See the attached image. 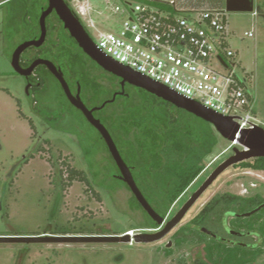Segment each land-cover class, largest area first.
Returning a JSON list of instances; mask_svg holds the SVG:
<instances>
[{"label":"rangeland","instance_id":"rangeland-1","mask_svg":"<svg viewBox=\"0 0 264 264\" xmlns=\"http://www.w3.org/2000/svg\"><path fill=\"white\" fill-rule=\"evenodd\" d=\"M127 1L68 0L77 11L86 8V16L80 19L94 41L99 32H108L121 23L113 7L123 6ZM131 1L136 4L141 0ZM174 1L181 16L203 10L225 12L228 43L236 52V62L241 68L238 72L254 97L256 122L264 128V0H254L257 16L252 12H227V0ZM13 6L9 3L0 7V236L83 238L148 233L145 228L148 215L133 208V194L122 180L116 179L115 166L100 136L84 115L72 107L57 80L40 68L36 73L43 84L40 89L31 90L26 78L14 71L11 64L14 50L33 34L22 29L16 32L22 20L17 24L9 18ZM90 22L96 29L87 26ZM250 32L253 37L247 36ZM92 71L97 72L93 68ZM97 75L104 84L113 80L105 72ZM83 100L89 107L97 104ZM115 108L110 107L108 113ZM198 123L213 129L218 144L204 160V172L173 204L169 217L210 172L234 154L236 146L211 124H203L201 120ZM68 167L84 171L91 186L77 180L64 186ZM225 193L264 198V173L237 166L229 168L177 228L187 225L214 195ZM228 222L232 225V218ZM134 236H130L131 242L0 243V264H176L181 257L186 258L187 264H195L204 257L203 243L182 247L173 244L168 256L165 253L168 238L137 244L132 241ZM256 264H264V254Z\"/></svg>","mask_w":264,"mask_h":264},{"label":"trees","instance_id":"trees-1","mask_svg":"<svg viewBox=\"0 0 264 264\" xmlns=\"http://www.w3.org/2000/svg\"><path fill=\"white\" fill-rule=\"evenodd\" d=\"M45 2V0L11 2L14 6L10 10L9 18L17 24L19 19L22 20L21 28L17 26L16 32L22 29L32 33L31 39L38 35V20ZM139 3L151 5L172 15L180 14L167 3L151 0H141ZM55 28L54 22L48 24L46 43L39 49L32 48L26 51L21 57V65L30 66L39 57L49 59L61 67L71 87L79 83L82 98H86L90 103L97 101L95 106L101 107L105 104L101 110L96 111L95 116L111 134L146 200L159 215L166 217L173 204L204 172V160L213 153L218 144L213 129L198 123V120H201L203 124L209 125L202 119L129 84L126 85L123 95H117L113 102H108L113 99L116 92L121 91L120 80L105 72L106 76L114 81L109 84L100 82L97 74L104 71L79 49L65 30L57 34L56 40ZM31 50L35 53H30ZM40 68L45 67L38 66L29 77L32 83L31 90H38L43 84L36 73ZM92 68L98 73L93 72ZM46 72L50 74L48 70ZM102 78L101 76L100 79ZM112 106L116 107V110L108 113L107 110ZM96 132L101 138L100 133L97 130ZM101 140L116 173L121 175L107 145L102 138ZM236 166L264 172V158ZM66 171L68 176L67 182L63 183L64 186H69L76 180L91 186L84 171L72 167H68ZM122 183L125 184L123 181ZM125 186L129 189L126 184ZM132 199L133 208L145 212L134 195ZM263 202L260 196L245 199L230 193L217 195L188 225L179 230L175 236V244L182 247L187 244L203 243L204 257L198 258L195 264H256L257 256L264 251V244L261 248L246 247L240 243H225L214 236L233 237L237 241L245 242H248L249 236L237 238L244 231H255L264 236V222L256 227L258 221L264 218V210L253 213ZM229 215L234 216L232 226L237 234L232 232L228 235L225 232L224 224ZM158 227L149 217L145 228ZM165 253L169 256L172 251L166 250ZM176 264H187V260L185 257L178 258Z\"/></svg>","mask_w":264,"mask_h":264},{"label":"built area","instance_id":"built-area-1","mask_svg":"<svg viewBox=\"0 0 264 264\" xmlns=\"http://www.w3.org/2000/svg\"><path fill=\"white\" fill-rule=\"evenodd\" d=\"M5 2L0 0V7ZM169 5L174 7V2ZM78 12L81 17L87 14L85 7ZM113 12L121 23L99 32L97 41L90 36L102 54L187 100L232 118L240 130L258 125L254 97L238 72L236 52L228 43L225 12L172 15L132 1L115 5ZM87 26L96 29L93 22ZM231 143L244 149L237 140Z\"/></svg>","mask_w":264,"mask_h":264},{"label":"water","instance_id":"water-1","mask_svg":"<svg viewBox=\"0 0 264 264\" xmlns=\"http://www.w3.org/2000/svg\"><path fill=\"white\" fill-rule=\"evenodd\" d=\"M49 8L42 13L40 18L41 36L38 40L26 41L20 44L13 53L11 64L14 71L25 78H29L38 66H45L50 73L58 80L65 95L71 104L79 109L86 120L100 133L108 150L115 161L121 175L118 177L122 180L140 203L142 208L148 216L158 225L163 226L166 218L159 215L153 207L146 200L139 187L137 186L132 172L128 165L123 160L111 134L104 126V124L94 116L96 110H101L104 106L89 109L83 103L80 94L73 96L63 73L49 60L37 59L30 67L24 68L21 65L22 54L30 47H40L46 40V18L55 10L64 23L65 28L70 32L72 37L76 40L84 53L102 69L111 73L112 75L122 80V90L115 94L111 101L113 102L117 95H123L126 84L143 89L148 93L155 95L162 100L171 103L175 107L185 110L186 112L202 119L211 124L215 130L225 139L230 142L237 140L238 144L243 147V150L234 148V154L226 161L221 163L201 185V187L191 196V198L184 204L180 211L166 223L165 227L154 233L136 234L133 240L137 244H150L164 240L170 232H172L186 217L192 207L198 202L203 194L213 185V183L229 168L234 167L240 163L251 161L258 158H264V128L257 125L251 130H240L239 126L230 117L221 116L213 111H210L203 106L187 100L168 88L157 84L150 79L141 76L137 72L122 66L111 58L102 54L98 49L85 27L78 17L74 15L70 7L64 0H48ZM227 12H253L254 0H227ZM30 87L28 86V89ZM237 134L240 135L236 138ZM264 208V204L260 205L253 213H256ZM131 242V237L126 235L124 237H26V236H0V243H19V244H39V243H110V242ZM173 247L172 241H169L165 246L166 249Z\"/></svg>","mask_w":264,"mask_h":264},{"label":"flooded vegetation","instance_id":"flooded-vegetation-1","mask_svg":"<svg viewBox=\"0 0 264 264\" xmlns=\"http://www.w3.org/2000/svg\"><path fill=\"white\" fill-rule=\"evenodd\" d=\"M4 1H6L2 6H4V5H6V4H9V3H11V2H13L14 0H4ZM46 2L44 3V6L42 7V10H41V12H40V16H39V20H38V35L35 37V38H33V39H31V40H27V41H32V40H38L39 38H40V36H41V25H40V18H41V16H42V13L44 12V11H46L48 8H49V1L48 0H45ZM65 1V3L70 7V9L72 10V12L74 13V15L76 16V17H78L79 18V20L81 21V19H80V17H81V15H80V13L77 11V9H76V7H75V5H73V6H71V4L68 2V0H64ZM71 1V0H70ZM50 22H54L55 23V26H56V28H55V32L54 33H56L55 34V37H56V40H57V37H58V33H60V32H62L63 30H65L64 32H66V33H68L69 34V36L76 42V40L72 37V35L70 34V32L65 28V26H64V23L62 22V20L60 19V17L58 16V14H57V12L55 11V10H53L52 11V13L46 18V29H47V35H46V40H45V42L43 43V45L46 43V41H47V36H48V33H49V29H48V24ZM82 23V22H81ZM84 26V25H83ZM85 27V29H86V26H84ZM86 31H87V29H86ZM88 32V31H87ZM89 34V33H88ZM26 42V41H25ZM22 43H24V42H22ZM22 43H20V44H22ZM76 44H77V46L79 47V49H81L80 48V46L78 45V43L76 42ZM42 45V46H43ZM19 46V45H18ZM17 46V47H18ZM42 46H40V47H42ZM16 47V48H17ZM40 47H38V48H36V47H30L29 49H27L26 51H28V50H30V49H32V48H35V49H39ZM16 50V49H15ZM14 50V51H15ZM82 50V49H81ZM25 51V52H26ZM83 51V50H82ZM24 52V53H25ZM84 52V51H83ZM14 53V52H13ZM23 53V54H24ZM22 54V55H23ZM85 54V53H84ZM13 56V55H12ZM22 57V56H21ZM88 57V56H87ZM37 59H44V60H49V59H45V58H36L35 60H37ZM12 60V59H11ZM34 60V61H35ZM33 61V62H34ZM49 61H51V60H49ZM92 61V60H91ZM32 62V63H33ZM62 73H63V71H62V69H61V67H59L57 64H55L53 61H51ZM94 62V61H93ZM31 63V64H32ZM95 63V62H94ZM97 64V63H96ZM98 65V64H97ZM31 66V65H30ZM30 66H27V67H24V66H22V67H24V68H28V67H30ZM42 66V65H41ZM99 66V65H98ZM45 67V66H44ZM100 67V66H99ZM46 68V67H45ZM101 68V67H100ZM47 69V68H46ZM102 69V68H101ZM36 70V69H35ZM48 70V69H47ZM104 72H106V73H108V74H111V73H109V72H107V71H105L104 69H102ZM49 71V70H48ZM50 72V71H49ZM33 74H34V72H33ZM32 74V75H33ZM51 75H52V73H50ZM63 75H64V73H63ZM112 75V74H111ZM53 76V75H52ZM114 76V75H113ZM54 77V76H53ZM55 78V77H54ZM64 78H65V76H64ZM118 78V77H117ZM119 80H120V85H121V83H122V80L120 79V78H118ZM26 80H27V83H28V85H29V87H31V85H32V83L29 81V78H26ZM55 80H57L56 78H55ZM65 80H66V78H65ZM67 81V80H66ZM57 82H58V80H57ZM59 83V82H58ZM67 83H68V81H67ZM59 85H60V83H59ZM68 85H69V83H68ZM126 85H128V84H126ZM60 87H61V85H60ZM69 87H70V90H71V92H72V94H73V96H77L78 94H80V97H81V99H82V101H83V103H84V100H83V98H82V96H81V87L79 86V83H76V86L74 85L73 87H71L70 85H69ZM126 87V86H125ZM30 89V88H29ZM61 89H62V87H61ZM63 90V89H62ZM121 90H122V88H121ZM64 92V91H63ZM118 92H120V91H118ZM118 92H116V94L118 93ZM66 96V95H65ZM115 96V95H114ZM66 98H67V96H66ZM114 98V97H113ZM68 99V98H67ZM68 101H69V99H68ZM108 101H110V100H108ZM70 102V101H69ZM70 104H71V102H70ZM85 104V103H84ZM72 105V104H71ZM85 106L87 107V108H89V109H93V108H97V107H100V106H95V107H89V106H87L86 104H85ZM72 107H74L73 105H72ZM76 110H78V111H80L79 109H77L76 107H74ZM96 111H99V110H96ZM96 111L94 112V116H95V113H96ZM81 112V111H80ZM82 113V112H81ZM83 114V113H82ZM85 117V116H84ZM96 117V116H95ZM97 118V117H96ZM98 119V118H97ZM213 172V171H212ZM212 172H210L209 173V175H207V177L202 181V183H200V185L196 188V190L193 192V193H191V195H189V197L187 198V199H185V201L182 203V205H181V207L173 214V215H171L170 217L169 216H166V217H164V218H166V220H165V224L163 225V226H159L158 228H156V229H147V230H149L148 231V233H154V232H158V231H160V230H162L164 227H165V225H166V223L167 222H169L179 211H180V209L184 206V204L191 198V196L201 187V185L206 181V179L210 176V174L212 173ZM264 173V172H263ZM120 175H118L117 174V178L119 177ZM225 194H228V193H225ZM217 195H219V194H216V195H214L209 201H211L214 197H216ZM222 195H224V194H222ZM257 196V195H256ZM256 196H254V197H256ZM244 198V197H243ZM251 198H253V197H251ZM245 199H247V198H245ZM263 200H264V198H262ZM208 201V202H209ZM207 202V203H208ZM206 203V204H207ZM205 204V205H206ZM262 204H264V202L263 203H261V205ZM204 205V206H205ZM204 206L202 207V209L204 208ZM201 209V210H202ZM200 210V211H201ZM262 210H264V208H262ZM199 211V212H200ZM198 212V213H199ZM189 213V212H188ZM197 213V214H198ZM168 215V214H167ZM229 218H234V216H231V215H229L227 218H226V223L224 224V229H225V232L228 234V235H230V233H232V232H234V234H237V231H236V229H234V227L232 226V225H230V223L228 222V219ZM184 220H185V218L183 219V221L181 222V223H183L184 222ZM264 222V218H262V219H260L259 221H258V223L256 224V227H259L262 223ZM180 223V224H181ZM190 223V222H189ZM188 223V224H189ZM179 224V225H180ZM187 224V225H188ZM186 225H184L183 227H185ZM182 226L181 227H179V228H175L172 232H170V234L166 237V238H168V241H172V243L173 244H175V236H176V234L179 232V230L181 229V228H183ZM208 233V232H207ZM241 235L239 236V237H237V238H239V239H241V238H246L247 236H249L250 237V239H248V242H245V241H237L235 238H233V237H218V236H214V237H216V238H218V239H220V240H222V241H224L225 243H228V244H232V243H240V244H242V245H244V246H246V247H257V248H261V245L262 244H264V236L263 235H260L258 232H255V231H244V232H242V233H240ZM238 236V235H237ZM244 236H246V237H244ZM235 237V236H234ZM165 238V239H166ZM163 241V240H162ZM250 241V242H249ZM176 245V244H175ZM166 246V245H165ZM172 249V248H171ZM166 250H170V249H166ZM262 254H264V251L263 252H261L260 254H259V256H261ZM259 256H257V259L259 258Z\"/></svg>","mask_w":264,"mask_h":264},{"label":"crops","instance_id":"crops-1","mask_svg":"<svg viewBox=\"0 0 264 264\" xmlns=\"http://www.w3.org/2000/svg\"><path fill=\"white\" fill-rule=\"evenodd\" d=\"M151 1H159V2H163V3H167V4H170V3L174 2V7L180 12V10L176 7V3H175L174 0H163V1H161V0H151Z\"/></svg>","mask_w":264,"mask_h":264},{"label":"bare ground","instance_id":"bare-ground-1","mask_svg":"<svg viewBox=\"0 0 264 264\" xmlns=\"http://www.w3.org/2000/svg\"><path fill=\"white\" fill-rule=\"evenodd\" d=\"M129 236H134V233H130V234H128Z\"/></svg>","mask_w":264,"mask_h":264}]
</instances>
